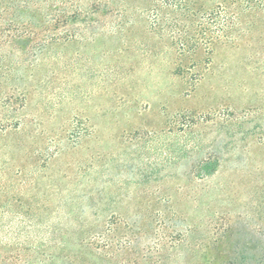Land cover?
<instances>
[{
	"label": "rangeland",
	"instance_id": "rangeland-1",
	"mask_svg": "<svg viewBox=\"0 0 264 264\" xmlns=\"http://www.w3.org/2000/svg\"><path fill=\"white\" fill-rule=\"evenodd\" d=\"M128 7L43 50L0 17V209L42 264H264V0Z\"/></svg>",
	"mask_w": 264,
	"mask_h": 264
},
{
	"label": "trees",
	"instance_id": "trees-1",
	"mask_svg": "<svg viewBox=\"0 0 264 264\" xmlns=\"http://www.w3.org/2000/svg\"><path fill=\"white\" fill-rule=\"evenodd\" d=\"M35 0H22L18 2L19 5L15 7V12L11 13V9L14 5L7 1L0 5V17L6 15V11L10 17L11 22L23 23L24 30L30 39L39 40L38 49L43 50L44 47L55 43L54 40L56 31L62 27L63 32L70 33L72 39L77 34H80L81 28H74L76 23H79L81 17L85 18V25L89 29L93 24H98V16L108 18L112 16L117 22L115 25L121 27L123 20L126 19L129 12L128 5H133L137 0H92L90 4H81L79 2L84 0H46L45 20L40 23L36 20L38 10L32 11L28 6ZM71 1V5H67ZM154 4V8L151 9V14L154 15V19H159L162 16V11L173 8H183L186 4V0H150ZM15 3V2H14ZM13 3V4H14ZM183 6V7H182ZM147 7L139 6L142 12ZM143 9V10H142ZM176 11V10H175ZM141 13V12H140ZM171 13V12H167ZM141 15V14H140ZM4 22V21H2ZM6 29L11 31V27ZM0 34V44H3V34ZM10 33V32H9ZM9 37V36H8ZM22 170L18 168L16 170V177H20ZM18 183V184H17ZM15 186H20L21 190L24 188V184L15 181ZM12 194L14 203L17 205L16 210L8 211L0 209V264H42L40 261L32 260L28 254V247L25 248L24 238L27 233L26 215H28L29 208L20 201L22 191ZM2 202H0V207ZM23 241V242H22Z\"/></svg>",
	"mask_w": 264,
	"mask_h": 264
}]
</instances>
